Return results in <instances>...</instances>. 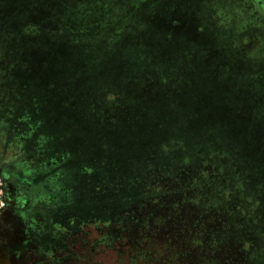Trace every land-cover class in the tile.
<instances>
[{
    "label": "rangeland",
    "instance_id": "obj_1",
    "mask_svg": "<svg viewBox=\"0 0 264 264\" xmlns=\"http://www.w3.org/2000/svg\"><path fill=\"white\" fill-rule=\"evenodd\" d=\"M0 264H264V6L0 0Z\"/></svg>",
    "mask_w": 264,
    "mask_h": 264
},
{
    "label": "trees",
    "instance_id": "obj_2",
    "mask_svg": "<svg viewBox=\"0 0 264 264\" xmlns=\"http://www.w3.org/2000/svg\"><path fill=\"white\" fill-rule=\"evenodd\" d=\"M257 1H258L259 3H261V5H263L262 2H261V0H257Z\"/></svg>",
    "mask_w": 264,
    "mask_h": 264
},
{
    "label": "water",
    "instance_id": "obj_3",
    "mask_svg": "<svg viewBox=\"0 0 264 264\" xmlns=\"http://www.w3.org/2000/svg\"><path fill=\"white\" fill-rule=\"evenodd\" d=\"M262 6H264V4Z\"/></svg>",
    "mask_w": 264,
    "mask_h": 264
}]
</instances>
